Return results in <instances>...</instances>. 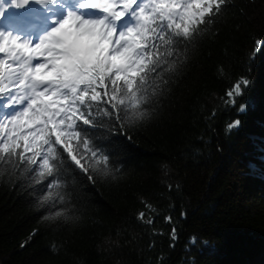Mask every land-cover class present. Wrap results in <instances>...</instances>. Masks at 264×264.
Instances as JSON below:
<instances>
[{
	"label": "trees",
	"instance_id": "obj_1",
	"mask_svg": "<svg viewBox=\"0 0 264 264\" xmlns=\"http://www.w3.org/2000/svg\"><path fill=\"white\" fill-rule=\"evenodd\" d=\"M10 5L0 0V21ZM205 20L191 37L165 27L167 39L149 44L159 63L137 90L139 110L124 86L118 109L94 102L92 123L76 122L106 165L83 172L54 136L37 163L0 154V260L264 264V0H226ZM6 102L0 124L27 106ZM53 151L54 174L41 178Z\"/></svg>",
	"mask_w": 264,
	"mask_h": 264
},
{
	"label": "snow or ice",
	"instance_id": "obj_2",
	"mask_svg": "<svg viewBox=\"0 0 264 264\" xmlns=\"http://www.w3.org/2000/svg\"><path fill=\"white\" fill-rule=\"evenodd\" d=\"M27 2L22 0L23 4ZM38 2L45 3V0ZM119 2L86 0L82 8L102 9L107 15L86 19L70 12L35 47L11 34L0 33V53L7 57L0 59V99L6 98L8 108L27 101L26 108L11 118L5 117V123L0 124V154L10 157L19 154L22 160L34 164L49 146L54 149V136L55 144L63 145L83 172L106 165L108 157L95 159L97 153L89 148L81 133L75 131L76 122L92 123L85 110L90 111L94 102L104 101L118 109L125 102L119 95L124 86L133 107L139 110L138 105L146 101L137 96V90L159 63L156 52L145 51L149 44L155 47L154 40L167 39V32L161 31L165 27L177 36L191 37L198 26L206 22V16L220 12L226 0H149L138 11L133 9L137 0H123L122 10L114 6ZM126 13H131L136 23L118 32L117 22ZM38 56L43 57V62L33 66ZM243 83L246 85V81ZM13 88L15 94L10 92ZM241 93V85L236 83L235 94ZM227 95L232 97L233 92ZM234 124L238 125L239 121ZM74 141L84 144L87 165L81 163L85 153H80L81 158H78V144ZM26 153L31 155L26 156ZM53 159L54 151L40 169L41 178L54 174ZM94 159L95 165L92 164ZM143 217L141 213L140 218Z\"/></svg>",
	"mask_w": 264,
	"mask_h": 264
},
{
	"label": "rangeland",
	"instance_id": "obj_3",
	"mask_svg": "<svg viewBox=\"0 0 264 264\" xmlns=\"http://www.w3.org/2000/svg\"><path fill=\"white\" fill-rule=\"evenodd\" d=\"M33 2H35L36 4H38V5H35L36 7H34L35 9H30L34 14H36V9L39 7V5H41V3L40 2H38V1H33ZM95 2H97L96 0H95ZM32 6H34V4H29V8H31ZM27 9H24V13H25V11H26ZM70 12H67L66 14H65V16H68V14H69ZM72 13H74V12H72ZM100 16V17H99ZM99 16H89V17H84V18H86V19H97V18H102L103 16H105V14L104 13H101V15H99ZM124 16V15H123ZM131 16V15H130ZM130 16H124V18L123 19H125V18H128V19H130L131 21H133L134 20V17H130ZM26 17L27 16H25L24 14H23V16H22V23H25V20H26ZM130 17V18H129ZM67 18V17H66ZM33 20L34 19H31V22H33ZM129 20V21H130ZM45 24H44V26L43 27H41V28H38V27H36V26H34L35 27V29H37V30H44L45 31V29H46V27L47 26H49V23H46L45 21H43ZM127 23L125 22V23H122L121 22V20L120 21H118L117 22V31L119 32V31H122V29L124 28V27H122V26H125Z\"/></svg>",
	"mask_w": 264,
	"mask_h": 264
},
{
	"label": "water",
	"instance_id": "obj_4",
	"mask_svg": "<svg viewBox=\"0 0 264 264\" xmlns=\"http://www.w3.org/2000/svg\"><path fill=\"white\" fill-rule=\"evenodd\" d=\"M0 264H6L5 262H3L2 260H0Z\"/></svg>",
	"mask_w": 264,
	"mask_h": 264
}]
</instances>
